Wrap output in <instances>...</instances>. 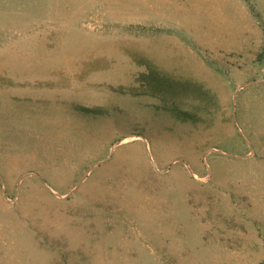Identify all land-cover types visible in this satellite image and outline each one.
I'll return each mask as SVG.
<instances>
[{
    "label": "rangeland",
    "instance_id": "rangeland-1",
    "mask_svg": "<svg viewBox=\"0 0 264 264\" xmlns=\"http://www.w3.org/2000/svg\"><path fill=\"white\" fill-rule=\"evenodd\" d=\"M0 264H264V0H0Z\"/></svg>",
    "mask_w": 264,
    "mask_h": 264
}]
</instances>
